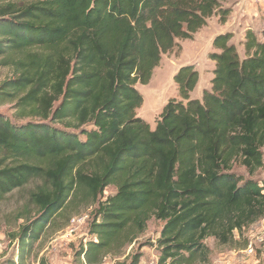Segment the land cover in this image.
<instances>
[{
	"label": "trees",
	"instance_id": "16d2710c",
	"mask_svg": "<svg viewBox=\"0 0 264 264\" xmlns=\"http://www.w3.org/2000/svg\"><path fill=\"white\" fill-rule=\"evenodd\" d=\"M225 0H0V57L21 73L0 86V104L18 101L16 125L0 115V203L33 181L39 217L14 240L27 244L63 212L94 206L92 239L78 258L100 264L136 244L151 219L164 223L159 264L207 261L205 241L222 245L264 219V41L249 30L241 58L232 33L219 35L211 91L193 65L174 77L178 99L154 130L137 111L163 55L192 40ZM110 187L115 194L105 196ZM27 211H24L23 214ZM22 215L21 218H25ZM69 219V218H68ZM136 253L127 263L140 264Z\"/></svg>",
	"mask_w": 264,
	"mask_h": 264
},
{
	"label": "rangeland",
	"instance_id": "374dc122",
	"mask_svg": "<svg viewBox=\"0 0 264 264\" xmlns=\"http://www.w3.org/2000/svg\"><path fill=\"white\" fill-rule=\"evenodd\" d=\"M241 1L244 0H225L222 7L232 9V14L224 25L231 26L229 30L232 31L233 38L230 43L237 47L240 57L244 58L247 31H253L258 35L259 40L264 41V0H245L246 14L243 18L236 19L237 14L233 13L238 11L237 4ZM224 25L220 23L219 16L210 18L207 26L195 34L192 40L179 41L173 51L162 56L160 65L155 69L148 85L137 84L136 88L144 98L143 106L137 111V116L146 121L152 130L155 129L169 100L174 98L179 100L174 77L181 68L194 65V68L198 69L201 74V82L197 84L199 90L194 92V96H199L203 89L209 87V83L212 85L210 81L212 61L209 58L211 54L220 53L214 48L213 42L217 34L223 31ZM18 60L24 61L25 56L15 57L14 60L0 57V86L6 80L20 75V65L15 64ZM198 64H200L199 67ZM18 113L17 100L0 104V115L11 119L16 125L37 122L31 118L18 120ZM234 172L245 179L257 182L264 180V166L253 176H249L238 161L234 166ZM39 184L38 181H33L25 188L7 195L0 203V264L12 259L15 262L19 261V242L14 240V237L22 225L27 223V219L35 220L39 217L37 209L30 203V195ZM115 192L116 189L110 187L106 190L105 196L108 197ZM93 209L94 206L91 204L77 209L67 208L52 224L44 227L38 240L27 244L26 255L22 263L86 264L84 258H78V252L83 244L92 239L89 221ZM24 211L28 214L25 212V218H21ZM78 216H87L88 220L77 225L75 232L71 233V220ZM163 226L164 223L154 218L151 219L146 231L138 238L136 244L119 255L103 256L100 264H121L125 261L129 263L130 258L136 253L143 255L140 264H159L161 254L157 241ZM204 243L207 248V261L204 263L200 260L201 264H264V219L246 227L243 233L236 232L234 240L227 245H222L215 238H208ZM249 243H253V254L246 252Z\"/></svg>",
	"mask_w": 264,
	"mask_h": 264
},
{
	"label": "crops",
	"instance_id": "0c3cea01",
	"mask_svg": "<svg viewBox=\"0 0 264 264\" xmlns=\"http://www.w3.org/2000/svg\"><path fill=\"white\" fill-rule=\"evenodd\" d=\"M244 4H245V0L244 1H241V2H239L238 4H237V9H238V11H236L235 13H233V14H237L236 15V19H239V18H243L244 17V14H246L245 13V9H244ZM228 8V7H227ZM228 9H230V8H228ZM231 14H232V9H231ZM230 14V15H231ZM229 21V20H228ZM229 24V23H228ZM223 31H221V32H219L218 34H217V36H219V35H223V34H226V33H232V31H230L229 29L231 28V26H229V25H224L223 27ZM212 63V72L210 73V81H212L213 79H214V71H215V69H216V64H215V62H211ZM195 64H197V63H195ZM199 65L200 64H198V67H199ZM194 66V65H193ZM196 71L198 70V69H195ZM198 73H199V70L197 71ZM201 82V74L199 73V83ZM199 83H198V85H199ZM199 87L197 86L196 88H195V90L191 93V99H193V100H202V98H203V92L204 91H211V88H212V85L209 83V87L208 88H205V89H203V91H202V93L199 95V96H194V92H196V91H198L199 89H198Z\"/></svg>",
	"mask_w": 264,
	"mask_h": 264
},
{
	"label": "built area",
	"instance_id": "2783aa9c",
	"mask_svg": "<svg viewBox=\"0 0 264 264\" xmlns=\"http://www.w3.org/2000/svg\"><path fill=\"white\" fill-rule=\"evenodd\" d=\"M88 220V217L87 216H78V217H74L72 220H71V223H70V232L73 233L75 232V227L77 225H80V224H83L85 223L86 221ZM246 252L249 253V254H253L254 253V246H253V243H249V245L247 246L246 248Z\"/></svg>",
	"mask_w": 264,
	"mask_h": 264
}]
</instances>
